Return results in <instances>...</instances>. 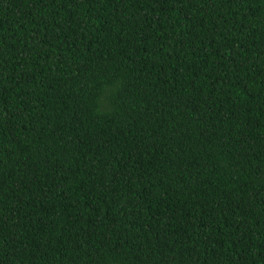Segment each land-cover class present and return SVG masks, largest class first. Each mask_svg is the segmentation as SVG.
<instances>
[{
    "label": "trees",
    "instance_id": "1",
    "mask_svg": "<svg viewBox=\"0 0 264 264\" xmlns=\"http://www.w3.org/2000/svg\"><path fill=\"white\" fill-rule=\"evenodd\" d=\"M0 264H264V0H0Z\"/></svg>",
    "mask_w": 264,
    "mask_h": 264
}]
</instances>
